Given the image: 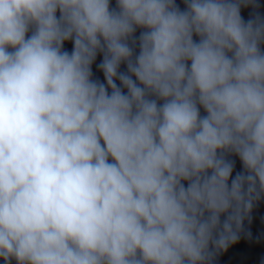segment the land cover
Instances as JSON below:
<instances>
[{
  "label": "clouds",
  "instance_id": "clouds-1",
  "mask_svg": "<svg viewBox=\"0 0 264 264\" xmlns=\"http://www.w3.org/2000/svg\"><path fill=\"white\" fill-rule=\"evenodd\" d=\"M262 209L264 0H0L3 264H218Z\"/></svg>",
  "mask_w": 264,
  "mask_h": 264
}]
</instances>
